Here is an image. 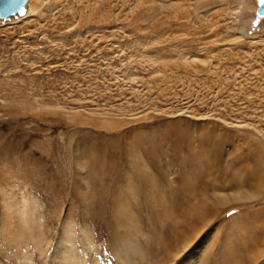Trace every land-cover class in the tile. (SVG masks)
Returning <instances> with one entry per match:
<instances>
[{
	"label": "rangeland",
	"instance_id": "1",
	"mask_svg": "<svg viewBox=\"0 0 264 264\" xmlns=\"http://www.w3.org/2000/svg\"><path fill=\"white\" fill-rule=\"evenodd\" d=\"M33 2L0 17V264H264L257 1Z\"/></svg>",
	"mask_w": 264,
	"mask_h": 264
},
{
	"label": "water",
	"instance_id": "2",
	"mask_svg": "<svg viewBox=\"0 0 264 264\" xmlns=\"http://www.w3.org/2000/svg\"><path fill=\"white\" fill-rule=\"evenodd\" d=\"M27 0H0V17L6 18L16 15L25 7ZM257 1L255 14L258 18L264 17V4L260 0Z\"/></svg>",
	"mask_w": 264,
	"mask_h": 264
},
{
	"label": "bare ground",
	"instance_id": "3",
	"mask_svg": "<svg viewBox=\"0 0 264 264\" xmlns=\"http://www.w3.org/2000/svg\"><path fill=\"white\" fill-rule=\"evenodd\" d=\"M37 1V0H36ZM39 1H43V0H38V2ZM34 4V2H33V0H27L26 1V4H25V7L23 8V10H21V12H19L18 13V15H20V14H24L25 12H26V14L27 15H29V13H32V11L34 10V8H33V4ZM34 13V12H33ZM17 15V14H16ZM7 18V17H6ZM62 261V260H61ZM63 261H64V259H63Z\"/></svg>",
	"mask_w": 264,
	"mask_h": 264
},
{
	"label": "snow or ice",
	"instance_id": "4",
	"mask_svg": "<svg viewBox=\"0 0 264 264\" xmlns=\"http://www.w3.org/2000/svg\"><path fill=\"white\" fill-rule=\"evenodd\" d=\"M261 4H264V0H260Z\"/></svg>",
	"mask_w": 264,
	"mask_h": 264
}]
</instances>
